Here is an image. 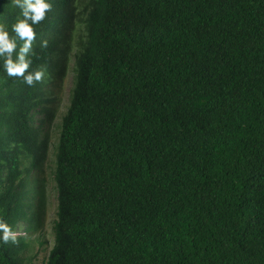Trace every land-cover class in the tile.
<instances>
[{
	"label": "trees",
	"instance_id": "trees-1",
	"mask_svg": "<svg viewBox=\"0 0 264 264\" xmlns=\"http://www.w3.org/2000/svg\"><path fill=\"white\" fill-rule=\"evenodd\" d=\"M46 2L42 82L0 57V220L41 223L73 59L45 264H264V0ZM20 13L0 0L13 38ZM27 247L0 241V264H28Z\"/></svg>",
	"mask_w": 264,
	"mask_h": 264
},
{
	"label": "clouds",
	"instance_id": "clouds-1",
	"mask_svg": "<svg viewBox=\"0 0 264 264\" xmlns=\"http://www.w3.org/2000/svg\"><path fill=\"white\" fill-rule=\"evenodd\" d=\"M12 4L21 9V18H18L12 26L15 38L9 35L3 24H0V57L3 58V67L8 77L22 79L27 86L33 87L36 83L42 82L46 73V68L43 66L34 72L29 71L32 64L30 57L35 54L34 25L41 24L47 18V13L52 11V5L46 0H12ZM17 39L22 42L19 46ZM40 46L47 48L48 42L43 40ZM0 233H2L0 241L4 244L17 243L18 232L13 231L2 220H0Z\"/></svg>",
	"mask_w": 264,
	"mask_h": 264
},
{
	"label": "rangeland",
	"instance_id": "rangeland-1",
	"mask_svg": "<svg viewBox=\"0 0 264 264\" xmlns=\"http://www.w3.org/2000/svg\"><path fill=\"white\" fill-rule=\"evenodd\" d=\"M85 0H78V10H82ZM83 24L77 25V37L82 35ZM73 59L70 62L67 75L64 79L58 97L60 98V106L58 108L56 119L49 131L50 144L48 154L45 161L43 177L46 181L45 192V209L42 220L36 230L26 231L27 225L20 223L17 226L16 232L18 236H24L28 247L24 252V258L28 259V264H45L48 254L53 246V232L52 226L56 218V191L52 179V172L54 170V148L57 143L59 135V124L62 115L64 114L69 101L70 91L73 86Z\"/></svg>",
	"mask_w": 264,
	"mask_h": 264
}]
</instances>
